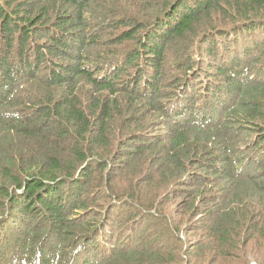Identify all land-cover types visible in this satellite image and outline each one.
Returning a JSON list of instances; mask_svg holds the SVG:
<instances>
[{
    "label": "trees",
    "instance_id": "1",
    "mask_svg": "<svg viewBox=\"0 0 264 264\" xmlns=\"http://www.w3.org/2000/svg\"><path fill=\"white\" fill-rule=\"evenodd\" d=\"M242 34L250 63H207ZM161 195L212 218L181 262L130 237ZM211 255L264 264V0H0V264Z\"/></svg>",
    "mask_w": 264,
    "mask_h": 264
},
{
    "label": "rangeland",
    "instance_id": "2",
    "mask_svg": "<svg viewBox=\"0 0 264 264\" xmlns=\"http://www.w3.org/2000/svg\"><path fill=\"white\" fill-rule=\"evenodd\" d=\"M224 25L226 26H230L231 22H226ZM262 35H255L253 34V37H255L256 39H259V37ZM255 40V39H254ZM249 40H247V37L240 35L237 38H235V41L231 44L230 48H227V53L223 52L222 55V50L219 47H217V55L218 57H214V58H208L207 59V63H222V64H226L227 62L223 61L226 60L224 57L227 56H234L236 57L237 61H240V59H244L246 57H249V59L247 60V62H251V58H256L258 56V54L261 53V46L259 48H257L256 51L253 52V49H248L247 46H249ZM249 50V51H248ZM212 54H214V52H212ZM201 57L205 56L204 54L202 55V52L200 54ZM224 56V57H223ZM219 59H222L221 61H219ZM254 62L256 63L257 66V60H254ZM204 67L207 68V66L204 63ZM211 70L212 73H214L215 75H218V77H221L222 75L215 69V68H208V70ZM244 75V74H243ZM201 81L197 84V82L195 81L196 85H194L193 87H190L188 89L189 93H188V100L185 102L186 106L189 107V104L191 102L190 98L193 97L194 99L196 98V105H198L199 103L202 102V95L200 93L203 92V87L206 85H210V84H216L213 81H205V80H198ZM200 84V86H199ZM227 84L228 87H224L225 89L228 88L230 89L231 93L233 92V90L236 88L235 83H223L220 82V84L218 83V85L220 87H223V85ZM202 86V89H201ZM223 88V89H224ZM229 91L225 92V95L228 93ZM230 94V93H229ZM183 105V104H182ZM181 106V105H179ZM229 131L230 128H229ZM230 133V132H229ZM250 133H245L243 131V134L236 139L235 141L240 142V144H242L243 142H245V140L247 139V137L249 136ZM231 135V134H229ZM257 135V134H256ZM256 135L253 133L252 134V138H255ZM246 154L247 159L249 158H253V156H255L257 154L256 151H247ZM153 167V165L149 166L148 169H142L144 171H147L148 173H150V171L152 172L153 169H151ZM193 165H190V168H192ZM198 171H202V170H198ZM184 176V175H183ZM153 178V177H152ZM183 183L188 184L189 182H187L186 180L183 181ZM225 184L226 186H228L229 184L225 183V182H220V185ZM192 186H185L183 188H181V192L184 193V196L188 199V196L191 194L190 192H188V189H190ZM229 187H231L229 185ZM171 188V187H170ZM147 189L146 186H140L139 190H145ZM175 190V188H174ZM232 192L233 189L232 187L230 188L229 191H226V194H222L221 197H226L227 195L229 197V199H231L232 201L234 199H236V203H238L237 197L232 198ZM166 194V193H164ZM255 202L253 203V206L256 205V203H258L259 201H261V196L259 193H255ZM183 198V197H177L174 198L173 197L167 201V199H165V196L162 197V195L159 197L158 201L163 202L162 206L164 208V210L167 212V214L165 216H158L159 214H153V216L151 218H149L147 221H145L142 224H136V228H133V226L131 225V229H132V233L130 231V229H128L127 232L130 231L132 239H133V244L135 247H142L143 245H145V247L150 248L151 251H154L155 249L157 251H162L165 250V254L166 257H170L173 259V261L175 262H181L182 258V249H180L182 247V245L184 244L183 249H189L192 250L193 248L191 247L194 244V241L197 239H201L203 237V232H204V228H203V219L204 221L207 222V224H209L212 220V218L210 219V217H206V215L203 216H199V215H192V213L190 214H184V206L186 205L187 199ZM241 199H244V196H241ZM207 207H210V205H208ZM204 209L205 206H202L201 208V213H204ZM129 214H131L129 212ZM118 216V219L115 220V223L118 224L120 219L122 218L124 221V215H126V213L124 215H119L118 213L115 214ZM255 219V218H254ZM253 219V220H254ZM125 227H127L128 225H124ZM179 227L180 228V232L176 233L173 232V229ZM130 228V227H129ZM177 234V235H176ZM181 238L183 239V241L181 240ZM122 241H125L126 237H121L120 238ZM118 240V243L121 241ZM105 248L107 246H104ZM153 248V249H152ZM170 252H174V256L172 255V253ZM178 253V254H177ZM261 256V255H260ZM257 257L254 262H247V264H262L261 263V257ZM238 258V257H237ZM236 256L233 257H229V258H224V257H218V258H214L213 255L208 256L207 258H204V263H200L197 262L196 260H193L192 262L187 261L189 264H240V263H233V260L237 259ZM196 261V262H195Z\"/></svg>",
    "mask_w": 264,
    "mask_h": 264
}]
</instances>
